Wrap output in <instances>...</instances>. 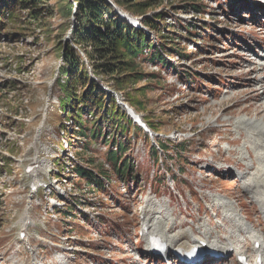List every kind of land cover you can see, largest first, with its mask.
<instances>
[{
	"label": "rangeland",
	"instance_id": "obj_1",
	"mask_svg": "<svg viewBox=\"0 0 264 264\" xmlns=\"http://www.w3.org/2000/svg\"><path fill=\"white\" fill-rule=\"evenodd\" d=\"M44 1L40 19L19 12L23 23L8 21L0 30V264H160L144 252L143 226L158 210L173 233L193 228L198 237L211 229L204 239L220 246L229 239L253 258L257 239L241 236L224 212L235 208L264 244V195L248 191L250 178L262 184L264 177L258 162L264 133L256 125L264 124V81L256 82L264 77V61L257 60L264 55V0L148 1L149 15L166 14L160 27L181 49L168 50L167 66L142 62L147 77L117 94L154 125L150 142L130 133L138 179L129 183L115 177L104 138L84 159L60 110L62 47L71 42L73 14L66 17L59 0ZM196 3L201 10L192 9ZM190 24L197 26L192 33L184 29ZM150 32L155 43L164 41ZM139 87L144 111L126 101ZM158 140L184 149L164 153ZM88 160L114 176L104 190L89 192L87 180L72 172L76 164L89 169ZM74 201L73 213L65 214ZM233 253L215 262L237 264ZM215 262L204 256L203 264Z\"/></svg>",
	"mask_w": 264,
	"mask_h": 264
},
{
	"label": "trees",
	"instance_id": "obj_2",
	"mask_svg": "<svg viewBox=\"0 0 264 264\" xmlns=\"http://www.w3.org/2000/svg\"><path fill=\"white\" fill-rule=\"evenodd\" d=\"M59 1L68 18L76 8L75 22L70 34L71 42L62 47L61 74L65 80L61 82L60 110L66 119L72 121L73 136L79 137L84 159H89L85 154L90 151L91 146L104 138V143L109 147L106 159L113 165L112 170L117 173L115 177L120 178L123 183L135 181L138 175L135 173L136 166L130 154L134 143L130 133L144 135L147 142L150 140L118 104L114 92L125 93L126 84H134L147 77L148 74L139 68L142 62L167 66L170 63L168 55L179 52L181 48L173 46L175 40L163 34L166 28L160 26L165 21L166 14L157 12L149 15V9L152 7L149 0H111L132 15L142 16L141 28L121 17L110 0ZM196 5L197 7H192L193 10L202 9L197 3ZM44 8L46 6L43 0H0V30L4 28L7 31L8 21L23 23L19 12L28 11L30 18L38 20L43 17L40 12ZM172 25L167 27L168 31L172 32L175 26ZM195 27L196 24H190L184 29L190 32L189 29ZM150 31L164 37V41L155 43ZM165 41L168 42L164 43ZM168 50L172 52L169 53ZM100 78L111 91L100 85ZM137 90V96H127L126 101L144 111L146 102L139 97L143 96L145 87H139ZM65 131L69 136L71 131L68 128ZM157 144L164 153H169L172 147L176 151L184 149L183 145H172L170 140H158ZM150 148L156 155V147L150 144ZM87 163L89 169L76 164L72 167V172L82 180H87L89 192L104 190L106 183L110 184L114 176L103 165H97L95 160H88ZM179 173L182 175L183 171L180 170ZM172 177L175 176L172 174ZM72 203L65 207V214H72L78 205L75 201Z\"/></svg>",
	"mask_w": 264,
	"mask_h": 264
},
{
	"label": "bare ground",
	"instance_id": "obj_3",
	"mask_svg": "<svg viewBox=\"0 0 264 264\" xmlns=\"http://www.w3.org/2000/svg\"><path fill=\"white\" fill-rule=\"evenodd\" d=\"M257 60L263 62L264 61V55H263V58H261V59H258L257 58ZM263 81H264V77H261V78H258L257 77L256 78V82H263ZM263 94H264V89H263ZM256 125H258L259 130L261 129V132L264 133V124L262 122H259ZM259 134H261V133L259 132ZM259 152L261 154H259L260 155V158L258 159V162L260 164L259 167L262 168V167H264V144L262 145V148L259 149ZM259 175H262V174H259ZM251 179L252 178L249 179V181H250L249 183H250V186L252 188L251 189L249 188L248 191L251 192L252 194H254L253 197L263 196L264 193H262V192H259L258 193V192H256V190L253 191V188L254 189L257 188V187L264 188V177H259L258 178V181H257V182L261 181L262 184L261 183H256L255 184L254 181H251ZM257 191H258V189H257ZM221 201H223V199H221ZM227 203H229V202H227ZM233 209H234V211H233ZM235 210H236L235 208L226 210L224 212L226 214L225 215V218L227 220H236V222H237L236 223L237 230L240 232V235L241 236H242V234H248V236H249L248 238L255 237L257 239V241L260 240L262 238V236L254 235V231L251 228L250 229L248 228V223H246L243 220H241L239 218V212H237V211L235 212ZM260 213L264 217V205H263V208L260 211ZM155 214L156 215L158 214V216L155 217V218H151L149 220H144V222H143V226L145 228L146 236L150 237V236L157 235V236L162 237L168 243L170 249H171V246L172 247H175V246L178 245L181 249L188 250V249H191L194 246H197V247L198 246H203V244H204L203 242H205L207 244L205 246L206 248H208V249H214V250L210 251V255H209V258H213V255H216L217 254V251L222 250V253L223 252H228L229 249L231 248L232 243H231V241L229 239H226L225 240V243L222 244V246L224 245L223 247H221L220 245H218L215 240H213L211 242L208 239H204V238H206L208 236L209 237H212L213 232H212L211 229L208 232H205V234H200L198 237L196 236V232L194 231L193 228L192 229H182V230H180L178 232L177 229H175L176 228L175 227L174 228L175 233H173V231H171V229H167L166 228V226H165L166 224L164 223L166 221H170V218L168 219V215L166 213L164 214L163 212H160V210L156 211ZM175 224H176V221L173 222V226ZM182 227L184 228L186 226H182ZM262 232H263V230H262ZM148 240H149V238H148ZM258 242H260L259 243V247H254L253 248V251H255V253L258 254V255L261 254L263 256V258H264V244H263V241L262 242L261 241H258ZM147 258H150V257L147 256ZM215 260H219V259H215ZM214 264H218V263L215 262Z\"/></svg>",
	"mask_w": 264,
	"mask_h": 264
},
{
	"label": "water",
	"instance_id": "obj_4",
	"mask_svg": "<svg viewBox=\"0 0 264 264\" xmlns=\"http://www.w3.org/2000/svg\"><path fill=\"white\" fill-rule=\"evenodd\" d=\"M117 10H119V9L117 8Z\"/></svg>",
	"mask_w": 264,
	"mask_h": 264
}]
</instances>
